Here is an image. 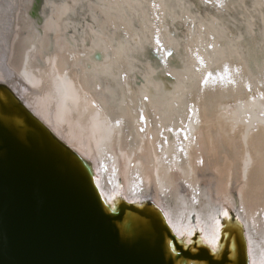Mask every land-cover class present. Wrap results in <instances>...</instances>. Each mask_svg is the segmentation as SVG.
<instances>
[{
  "label": "bare ground",
  "instance_id": "1",
  "mask_svg": "<svg viewBox=\"0 0 264 264\" xmlns=\"http://www.w3.org/2000/svg\"><path fill=\"white\" fill-rule=\"evenodd\" d=\"M0 80L105 197L212 247L228 207L264 264V0H0Z\"/></svg>",
  "mask_w": 264,
  "mask_h": 264
},
{
  "label": "water",
  "instance_id": "2",
  "mask_svg": "<svg viewBox=\"0 0 264 264\" xmlns=\"http://www.w3.org/2000/svg\"><path fill=\"white\" fill-rule=\"evenodd\" d=\"M226 209L212 247L176 234L150 197H105L91 159L0 80V264H249Z\"/></svg>",
  "mask_w": 264,
  "mask_h": 264
},
{
  "label": "snow or ice",
  "instance_id": "3",
  "mask_svg": "<svg viewBox=\"0 0 264 264\" xmlns=\"http://www.w3.org/2000/svg\"><path fill=\"white\" fill-rule=\"evenodd\" d=\"M206 82V81H205ZM225 215H227L226 213H225Z\"/></svg>",
  "mask_w": 264,
  "mask_h": 264
}]
</instances>
